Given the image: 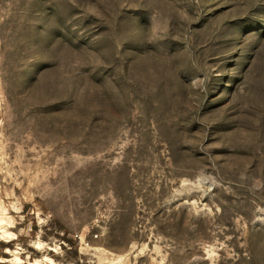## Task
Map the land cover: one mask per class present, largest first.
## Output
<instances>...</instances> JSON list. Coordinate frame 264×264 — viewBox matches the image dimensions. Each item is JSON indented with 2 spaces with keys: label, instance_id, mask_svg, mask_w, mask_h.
<instances>
[{
  "label": "rangeland",
  "instance_id": "374dc122",
  "mask_svg": "<svg viewBox=\"0 0 264 264\" xmlns=\"http://www.w3.org/2000/svg\"><path fill=\"white\" fill-rule=\"evenodd\" d=\"M0 258L264 264V0H0Z\"/></svg>",
  "mask_w": 264,
  "mask_h": 264
},
{
  "label": "bare ground",
  "instance_id": "6f19581e",
  "mask_svg": "<svg viewBox=\"0 0 264 264\" xmlns=\"http://www.w3.org/2000/svg\"><path fill=\"white\" fill-rule=\"evenodd\" d=\"M7 253V252H6ZM9 253V252H8ZM0 262L1 263H7L8 262V260H6V259H4V258H0Z\"/></svg>",
  "mask_w": 264,
  "mask_h": 264
}]
</instances>
